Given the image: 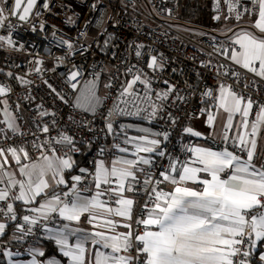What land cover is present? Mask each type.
<instances>
[{
    "label": "built area",
    "instance_id": "obj_1",
    "mask_svg": "<svg viewBox=\"0 0 264 264\" xmlns=\"http://www.w3.org/2000/svg\"><path fill=\"white\" fill-rule=\"evenodd\" d=\"M45 2L49 4L47 9L43 7ZM231 2L235 3V0ZM13 5L14 0H7L3 6L10 9ZM212 5L213 23H240L259 12L258 0H239L232 11L229 10L230 0H212ZM180 10L181 0H38L27 21L11 17L10 22L15 28L10 33L7 28L0 29V35H11L15 41L14 46L4 44L0 47V85L11 88L9 93L0 96V101H7L8 110L15 116L21 132L25 133L12 136L9 132L12 139L0 146H24L31 159H40L43 150L34 145L43 144L60 133L73 136L79 150L69 154L79 152V145L91 146L92 150L90 162L81 167L87 172L81 174L77 170L72 175H82L79 187L85 191L94 181L98 159L108 156L113 161L120 154L137 155L141 153L137 152L138 145L147 146L140 138L151 140L149 133L132 131L126 120L147 123L153 132L161 134L157 137L165 156L147 152L151 164L136 174L139 183L137 180L132 183L135 206L129 224L133 236L137 231L143 233L145 230L137 221L145 218L152 207L149 201L151 188L168 192L160 173L169 168L170 162L191 159V151H188L191 147L184 143V129L200 114L204 103L217 102L219 86H228L245 99L251 97L257 110L258 105H264V79L240 67L225 54L229 43L224 36L209 31V28L190 26L180 19ZM237 13L240 19L236 18ZM188 26L195 32H188ZM64 41L73 47L69 49ZM138 49L142 53L140 57L135 55ZM152 56L157 57V63L162 67H147ZM129 69H132L131 73ZM72 71L79 72L75 90L71 87L74 81L68 79ZM135 74L148 80L150 87L138 82L133 87L135 95L121 99V91ZM16 77H23L31 83L24 84ZM100 78L105 80V92L95 114L75 108L73 105L80 88ZM108 84L111 87H105ZM209 90L212 95H205ZM57 92L64 100L56 95ZM164 92H169L168 98H158V94ZM118 102L124 112L107 117L108 111ZM153 104L157 105V112L150 116ZM42 111L49 115L41 117L39 113ZM3 119L0 111V120ZM110 121L113 123L111 132L106 127ZM45 124L50 128L48 134L39 130ZM0 128H6V125L0 123ZM163 133L168 134L167 140L163 139ZM223 143L224 139L217 143L218 147ZM55 147L56 155L62 156L68 151L61 145ZM225 147L246 156L230 144L225 143ZM120 148L127 151L122 152ZM254 162L257 166L264 164V151L255 156ZM148 173H151L152 183L144 185ZM157 180L162 183L156 185ZM24 214L28 213L18 215L22 217ZM52 218L56 222L58 215L54 214ZM18 222L22 221L9 222L8 227L15 228ZM46 223L53 224L40 221L41 225ZM43 235L44 231L37 226L34 234L22 242L0 238V256H5V251L20 252L17 257L29 256L27 250L33 248ZM131 254L134 256L135 252Z\"/></svg>",
    "mask_w": 264,
    "mask_h": 264
},
{
    "label": "snow or ice",
    "instance_id": "obj_2",
    "mask_svg": "<svg viewBox=\"0 0 264 264\" xmlns=\"http://www.w3.org/2000/svg\"><path fill=\"white\" fill-rule=\"evenodd\" d=\"M37 2L38 0H14L12 8L6 9L3 5L7 3V0H0V29L7 28L10 33L15 28V25L10 22L11 17H16L19 21H27ZM238 2L239 0H235V3H232L230 0L229 10L232 11ZM43 7L47 9L49 4L45 2ZM258 7V19L255 21L254 27L264 33V0H258ZM244 11L248 10L244 9ZM236 18L240 19L239 13ZM64 43L69 49L73 47L68 41H64ZM105 43L107 44V41ZM232 43L239 45L241 51L237 52L233 48L229 58L242 68L264 79V37L244 31ZM4 44L14 46L15 41L11 35H0V47H3ZM225 54L228 55L227 52ZM135 55L140 57L142 53L138 49ZM150 60L148 68L162 67L157 63L156 56H152ZM36 71L39 72L40 69L37 68ZM128 71L131 73L132 69ZM78 75V71L69 73L68 79L74 81L71 84L73 90L77 88ZM234 75L238 76L239 74L234 73ZM8 76L11 77L12 73L9 72ZM16 79L24 84L31 83L23 77H16ZM138 82L144 84L146 88L150 87L148 80H142L141 74H135L121 91L120 98L134 96L133 87ZM49 87L52 86L49 85ZM105 87H111V85L108 84ZM219 87L220 107L229 112L228 124L225 127H231L232 113H239L243 117L242 127L247 129L249 126L248 117L255 102L251 97L245 99L244 96L223 84ZM10 91V87L0 85V96H4ZM52 91L56 92L54 88ZM56 95L64 100L60 93L57 92ZM205 95L211 96V90ZM168 96L169 92L158 94L160 99H167ZM229 97L231 98L230 103L228 102ZM178 98L183 99L182 97ZM122 102L127 103V101ZM0 104L4 105V119L0 120V123L6 125V128H0V145H3L5 141L11 140L12 136H23L25 133L21 132L15 116L9 112L7 101H0ZM100 104L101 98L93 89L87 88L76 97L73 106L95 114ZM258 107L259 112L251 125V132L241 133L232 138V146L239 148L241 152L246 153V156L229 151L228 148L213 151L209 148L196 147L189 148L188 151L196 154V160L191 163L198 164V167L184 163L182 170L178 171L176 163L170 162L169 168L162 171L160 176L175 187L171 192L158 190L157 187L151 188L149 201L152 203V207L147 218L137 221V224H142L145 230L143 233L137 231L135 236L131 231L111 236L106 235L103 231H95L89 235L78 236L75 244L69 245V237L76 236L77 233L82 232L81 229L71 228L68 223H64L60 227H49L47 223L41 225L40 221L55 223L52 214H58L62 221L79 222L85 213L88 214L90 224L102 217L104 213L131 220L134 201L124 198L122 193L124 191L132 192L134 188L131 184L126 188L125 181L129 177L137 180L136 172L133 169L140 172L145 171L137 168V165L140 163L150 165V159L141 156L138 161H113L111 168L106 167L103 161H99L95 165L94 172V184L97 191L88 197L81 194L79 187L83 179L82 175L72 176L70 186L69 181L64 177L65 171L72 169L76 163L69 153L79 150L73 136L60 133L58 137H51L43 144L34 145L43 150L40 163L37 161L24 162L31 159L24 146H0V185H3L0 187V220L3 221L0 222V237L6 234L9 222L22 221L15 224L13 239L18 242L33 235L34 227L39 226L49 234L48 238L59 246L63 256L69 258V264H85L87 252L85 245L89 239L94 246L93 259L89 261V264H264V251L259 252L258 260L253 259L257 247L264 244V164L257 166L254 162L256 140L245 138L246 135L255 137L260 126L264 125V105H258ZM123 112L124 109L118 102L113 109L108 111L107 117L110 118L114 114L119 115ZM156 112L157 105L153 104L152 112L149 115L155 116ZM39 114L41 117L49 115L46 111ZM208 119L211 123L214 117L210 115ZM52 123L55 126L56 122ZM106 127L111 132L113 123L110 121ZM39 130L43 134L50 132L47 124L40 127ZM141 131L147 132L148 130L141 129ZM184 131L197 137L202 135L190 127L185 128ZM9 132L12 136L8 135ZM153 135L160 136L161 134L154 133ZM140 139L147 146L138 145L137 152H156L160 157L165 156V151L160 148L161 141L159 139L149 140L147 137ZM163 139H168L167 133H163ZM224 139L227 141L230 138L225 134ZM56 145L67 147L68 151L63 156L56 155ZM117 147L119 146L117 145ZM119 150L127 151L125 148ZM45 152H51L52 155H47ZM13 161L19 165L18 172L22 179H16V174L7 170ZM119 164L126 165V167H118ZM79 171L83 174L87 172V169L80 168ZM173 173H178V176ZM200 173H206L210 179L201 177ZM49 177L55 186L64 185L68 190L62 195L53 191L43 203H38L37 198L46 196V190L52 187ZM114 182L117 184L116 188L112 187ZM189 182L199 184L201 187L199 189L189 187ZM137 183H139L138 180ZM151 183V173H148L143 184ZM155 183L159 185L162 181L157 180ZM102 185L107 187L101 190ZM142 190L148 191L147 188ZM100 197H108V199L101 200ZM113 197L115 198L113 199ZM109 201L123 207L113 210L107 206ZM17 202H22L25 205L23 211L28 214H24L22 217L18 215L15 207ZM37 204L38 206H36ZM145 207L147 208V203ZM117 224V221L107 218L103 225H94V227H104L114 232ZM122 226L131 229V224ZM15 233L20 235L17 236ZM97 245L104 249H111V251L101 252L95 248ZM27 251L32 256L27 264H61L55 257L43 261L38 260L37 256H45L44 250L40 248L33 247ZM133 251L135 252L134 256L131 254ZM3 255L12 257L13 255L20 256L21 253L5 251ZM9 264H13L11 259ZM15 264H22V262L16 261Z\"/></svg>",
    "mask_w": 264,
    "mask_h": 264
},
{
    "label": "crops",
    "instance_id": "obj_3",
    "mask_svg": "<svg viewBox=\"0 0 264 264\" xmlns=\"http://www.w3.org/2000/svg\"><path fill=\"white\" fill-rule=\"evenodd\" d=\"M257 19H258V14L253 16V17H249V18H247L246 20H244V21H242L240 23H233V22H231V23H223L222 22L221 25L228 24L231 27L230 29H228L225 32H223V34H222V36H224L228 40V43H229L228 48H227L228 56L230 55L231 50L233 48L237 52L241 51L239 45L233 44L232 42L237 38L238 35H242L244 33V31H247L248 33L254 34V35L258 36V37H264V33H261L259 31V29L254 27V23H255V21ZM257 67H258V65H257ZM226 87H228V86H226ZM104 92H105L104 89L100 90L101 101H102V96H103ZM219 96H220V90L218 92L217 102H215V103H204L202 105V107H201L200 114L197 115L191 121L190 125L187 128L190 127L194 131L200 132L202 135L197 137V136H194V135H191V134L185 132L184 143L186 145L190 146L191 148L204 147V148H209V149H211L213 151H221L224 148H227V147H225V143L232 145V138L237 137L241 133H245V132L250 133L251 132V125L256 120V115L259 112V108L257 110L256 106L253 105V109L250 111V114H249V117H248L249 126H248L247 129H244L242 127V123L241 122H242L243 117L239 113H232L231 127L226 128L225 126L228 124L229 112H226L223 107H220L221 100L219 99ZM228 102L229 103L231 102V98L230 97L228 98ZM3 109H4V106L2 107V104H0V111H2V114L4 116ZM84 112H86V111H84ZM210 115L212 117H214V119L211 121V123L209 122V119H208V117ZM154 133L155 132L149 133L151 139H158V137L156 135H153ZM225 134H227V136L230 138L227 141L224 139ZM245 137L248 138L249 140L250 139H255L256 140L257 148H256V155L255 156L261 155V153L263 151V148H264V125L260 126V130L258 131V133L256 134L255 137H250V136H247V135ZM222 139L225 140V143H223L222 146L218 147L217 143L220 142ZM228 150L232 151L229 148H228ZM47 155H52V154H47ZM70 155L72 156L73 160L76 163H75V166L72 169L66 170L65 173H64L65 179L69 181V186H70V182H71V180H70L71 176L77 172V171L76 172H72V171L76 168L77 161H78V159L76 158L75 154H70ZM141 156H143L145 158H148V153L147 152H141V153H137V155L120 154L113 161H122V160H137L138 161ZM195 160H196V154L194 152H191V159L190 160L176 163L178 171L182 170V165L184 163H190V166L198 167L199 166L198 164L191 163V162H193ZM32 161H37L38 163H40V162H42V157L40 159H30V160H27V161H24V162L25 163H32ZM99 161H103L105 166L108 167V168H111V166L113 164V161H110L108 156L98 159L97 163ZM117 166L118 167H126V165H123V164H119ZM144 166H145L144 164L140 163V164L137 165V168L141 169ZM18 168H19V165L15 164V162L13 161L10 164V166L8 167L7 170L9 172L15 173L16 174L15 175L16 179H22V177H20V175H19ZM133 171H135L136 174L138 172H140V171H136L135 169H133ZM71 172H72V174H70ZM173 175H177L178 176V173H173ZM200 176L203 177V178H209L210 179V177L207 176L206 173H200ZM94 179H95V177H94ZM113 180H115V178H113ZM133 181L134 180L131 177H129L125 181V187L127 188V186L129 184L132 185ZM49 183L52 184V187L46 190V192H47L46 196H42V197H38L37 198L38 203H43L44 200L47 199L48 196H50L53 193V191L55 193H60L62 195L63 192L68 190L67 187H65L64 185H60L58 187L55 186L53 184V182L51 181L50 177H49ZM112 185H113V188L117 187V184L115 182ZM166 186H167L168 192H171L174 189V187H175V185H173L169 181H166ZM188 186L189 187H193V188H197V189H199L201 187L199 184H193L191 182L188 183ZM0 187H3V185H0ZM106 187H107L106 185H102L101 186V190H103ZM50 191H52V193H50ZM96 191H97V189L95 188V184H94V181H93V183L91 184V186L87 190L81 191V194L84 195V196L91 197L92 195H94L96 193ZM122 196L124 198L133 199L134 204L132 206V212H131V216H133V211H134V206H135V199H134L133 193L129 192V191H124L122 193ZM100 199L101 200H106L104 197H100ZM36 206H38V204ZM107 206L111 207L113 210H115L118 207H123V206L117 205V204L112 205L111 203H108ZM15 207H16V211L18 212V214H20L18 210H20L22 208L24 209L25 205L22 202H17ZM24 212L25 211H23V213ZM52 215H54V214H52ZM107 218H111V219H113V220L118 222L117 227L115 228L114 232L112 230H109V229L104 228V227H99V226L94 227V225H103L104 220L107 219ZM145 218H147V216ZM129 221L130 220H128L126 218H122V217H118V216H115V215H109L107 213H104V215L102 217H100L96 221H93V223L90 224L89 223V219H88V214L85 213L84 215H82L81 220L79 222L62 221L59 218V216H58V220L55 223L50 224L48 226L49 227H60L64 223H68L71 228L81 229L82 232L77 233L76 236H70L69 237V245H74L78 236L82 237L84 235H89V234H91L92 232H95V231H103L108 236H111V235H114V234H119V233L129 232L130 231L129 228H126V227L122 226L124 224H129ZM8 229H9V227H7L6 231ZM48 235L49 234L44 232V235L36 243V245L34 247L44 250V247L42 245V240H44V239L50 240L48 238ZM13 236H14V232L7 239H13ZM0 238L3 239L4 236L0 237ZM56 246L58 248L59 253L62 254V252L59 249V246L58 245H56ZM85 246H86V249H87V252L85 254V264H89V261H91L93 259V251H94V246L92 244L91 239H89L86 242ZM95 248L98 249L101 252H104V253H107V252L111 251V249H104V248H101L99 245L95 246ZM260 251H264V244H261L260 246L257 247V249L255 250L254 256H253L254 259H255V257H256V259H258V255H259ZM0 259L1 260L3 259V261H5L6 264H9V260L10 259L13 262V264H15L16 261H20V262H22V264H27V262L32 259V256L29 255L27 257H21V258L0 256ZM37 259L40 260V261H43L39 256H37ZM65 259H66V262L65 261H60L61 264H69V258L65 257Z\"/></svg>",
    "mask_w": 264,
    "mask_h": 264
},
{
    "label": "trees",
    "instance_id": "obj_4",
    "mask_svg": "<svg viewBox=\"0 0 264 264\" xmlns=\"http://www.w3.org/2000/svg\"><path fill=\"white\" fill-rule=\"evenodd\" d=\"M212 0H181V10L180 19L188 23L190 26H198L200 28H212L218 27L222 23H213L211 21L213 15ZM95 93L100 97V90H105L104 84L105 80L100 78L99 80L92 81ZM101 98V97H100ZM102 102V101H101ZM91 113V112H86ZM127 125L134 132L151 133L153 132L152 127L144 122L138 120H126ZM141 129H147V132L141 131ZM80 151L75 153L78 159L76 168L72 172H76L81 166L87 165L91 159V146L79 145ZM72 172L70 174H72ZM52 193V191H50ZM20 214L23 213V208L18 210ZM14 226L9 227L4 235V239L8 238L14 232ZM42 245L44 247L45 256L40 257L42 260L55 257L59 261H65V257L59 253L56 244L52 240L44 239L42 240ZM35 246V245H34ZM254 259V258H253ZM254 260H258L255 259ZM0 264H6L3 259H0Z\"/></svg>",
    "mask_w": 264,
    "mask_h": 264
},
{
    "label": "rangeland",
    "instance_id": "obj_5",
    "mask_svg": "<svg viewBox=\"0 0 264 264\" xmlns=\"http://www.w3.org/2000/svg\"><path fill=\"white\" fill-rule=\"evenodd\" d=\"M230 28H231L230 25H228V24H223V25L218 26V27H212V28H209V31H211V32H213V33H216V34L222 36L223 32H225L226 30H228V29H230ZM191 30H193V31H191ZM187 31H188V32H195V31H194V28L189 27V26H188V30H187ZM240 67H241V66H240ZM87 88H91V89L94 90L93 82H92V83L88 82V83L84 84V85L80 88V90H79V95L81 94V92L85 91ZM79 95H78V96H79ZM263 151H264V148H263ZM263 151H262V153H263ZM262 153H261V155H262ZM24 257H27V256H24ZM15 258H21V257H17V256H15Z\"/></svg>",
    "mask_w": 264,
    "mask_h": 264
},
{
    "label": "water",
    "instance_id": "obj_6",
    "mask_svg": "<svg viewBox=\"0 0 264 264\" xmlns=\"http://www.w3.org/2000/svg\"><path fill=\"white\" fill-rule=\"evenodd\" d=\"M22 6H23V5H22ZM34 8H35V7H34ZM34 8L32 9V12H33ZM32 12L30 13V16H31ZM30 16H29V17H30Z\"/></svg>",
    "mask_w": 264,
    "mask_h": 264
}]
</instances>
